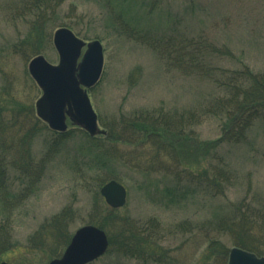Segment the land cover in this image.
<instances>
[{"label":"rangeland","instance_id":"1","mask_svg":"<svg viewBox=\"0 0 264 264\" xmlns=\"http://www.w3.org/2000/svg\"><path fill=\"white\" fill-rule=\"evenodd\" d=\"M21 1L0 0V139L8 149L12 148L6 152L8 158L19 150L24 152L25 148L27 158L37 161L55 135L35 114L34 105L41 92L27 71L32 58L29 52L34 46L26 49L20 46L25 37L31 38L28 34L33 31L30 25L34 17L18 16ZM156 11L150 16L140 11L131 13L138 16V27L152 35L202 36L227 47L232 56L214 61L221 69L233 70L246 64L253 71L264 72V0H167ZM106 12L100 0H64L60 7L54 6L46 23L44 34H49L50 41L44 40L35 47H41L39 54L56 64L58 54L51 39L54 30L61 26L70 27L82 39L101 42L102 73L97 84L88 90L100 127L116 124L121 115L129 117L143 110L198 107L208 97L221 93L210 80L189 74L186 67H175L152 48L119 35L110 19L104 17ZM32 129L33 135L27 142L26 136ZM69 130L66 143L46 165L36 184L28 188L26 176L15 179L17 171L8 170L9 185L4 192L16 204L6 211L0 209V223L9 216L14 247L0 261L47 264L50 260L47 251L27 249L32 235L64 208L70 213V235L79 226L88 224L93 209L107 206L99 194L102 184L98 183L103 178L105 181L116 178L126 188V203L119 208L121 215L158 220L162 231L160 244L178 264H197L206 244L199 229H178L182 221L200 224L221 213L226 206L228 209L231 203L264 204V119L254 123L243 142L221 145L214 154H198L195 159L180 158V165L162 156L153 159V150L141 142L118 143L116 154L99 157L84 149L87 138L80 132L83 130L68 125ZM194 131L200 141L212 140L220 134V123L215 118L202 117ZM21 140L25 141L24 148L16 150ZM219 158L235 178L232 186L212 197L199 185L201 180L196 175L190 180L183 168L195 174L203 173L216 165ZM152 161L162 166H150ZM177 173L191 187L186 193L177 192ZM209 236L228 248L232 246L227 235L210 231ZM119 260L118 264H136ZM106 261L102 256L93 264ZM109 264H115L113 258Z\"/></svg>","mask_w":264,"mask_h":264},{"label":"trees","instance_id":"2","mask_svg":"<svg viewBox=\"0 0 264 264\" xmlns=\"http://www.w3.org/2000/svg\"><path fill=\"white\" fill-rule=\"evenodd\" d=\"M100 1L107 11L104 17L110 19L112 27L119 35L152 48L160 56L169 59L175 67L179 69L186 67L189 74L210 80L221 90V93L208 97L205 104L190 109L158 108L135 112L129 117L121 115L116 124L103 127L106 130L105 135L89 137L87 133L80 131L87 138L84 149L96 156L106 158L118 152L116 149L118 143L141 142V144L146 143L153 150V159L162 156L180 165V158L188 156L190 159H195L198 154L204 156L210 152L214 154L215 149L221 145L243 142L254 123L264 119V72L253 71L246 64L233 70L221 69L214 63L216 58L231 57L232 53L227 47L218 46L206 37L179 38L173 33L156 36L149 30L138 27V16L131 12L140 11L150 16L167 0ZM63 2L64 0H23L18 5L19 17L26 19L30 14L34 17L30 25L33 31L28 34L31 38L25 37L20 44L23 49L34 46L29 52L30 55L40 53L41 47L38 49L35 47L41 42L50 41L49 34H44L46 23L50 21L49 15L53 14L54 6L60 7ZM76 34L79 35L78 32ZM202 117H212L219 121L220 134L217 138L200 141L196 137L194 127L200 123ZM70 132V130L64 133L54 132L55 137L47 143L37 161L27 158L23 140L16 145V150L23 147L25 151L19 150L14 157L8 158L6 152L12 148L8 149L0 139V205L2 206L0 209L6 211L16 204L8 200V194L6 196L4 192L9 185L8 170L12 168L17 171L15 179L21 180L26 176L29 179L28 188L36 184L46 165L66 143ZM32 135L33 129L27 134L26 141ZM217 160L216 165L209 166L203 173L195 174L190 169L183 168L190 180L196 175V178L201 180L199 185L202 184V189L212 197L223 193L226 187L232 186L235 178L232 170L220 158ZM157 163L158 161L156 163L152 161L149 165L162 166L161 163ZM166 168L171 170L169 166ZM176 177L177 192L186 193L188 188H191L190 185L184 184L178 173ZM104 182L105 178L100 180L98 185ZM119 211L120 209H111L108 206L104 209H93L88 222L107 233L109 245L103 255L107 260L105 264H109L112 258L115 264L120 262L119 259L136 264H178L160 244L162 231L156 218L138 220L128 214L121 215ZM221 211L212 219L200 224H192L191 221L185 220L177 226L181 231L199 229L205 236V252L197 264H227L229 248L219 239L209 236L210 231L231 237L232 246L264 256V204L254 205L252 201L250 204L231 203L228 209L226 206ZM68 212L64 208L42 223L32 235L27 249L47 251L50 259L59 256L70 239ZM8 218L9 216H6L0 223V260L3 254L14 247L10 238Z\"/></svg>","mask_w":264,"mask_h":264},{"label":"water","instance_id":"3","mask_svg":"<svg viewBox=\"0 0 264 264\" xmlns=\"http://www.w3.org/2000/svg\"><path fill=\"white\" fill-rule=\"evenodd\" d=\"M52 42L58 54L56 64L49 63L40 54L28 63V72L41 89L35 103L36 114L53 130L65 131L68 116L72 124L83 128L90 136L102 133L87 93L101 75L103 51L100 41L85 42L69 28L59 27L53 32ZM99 192L113 208L125 203L126 190L114 179L104 183ZM107 245L104 231L86 224L74 231L62 254L48 264H86L102 255ZM227 264H264V256L232 247Z\"/></svg>","mask_w":264,"mask_h":264}]
</instances>
